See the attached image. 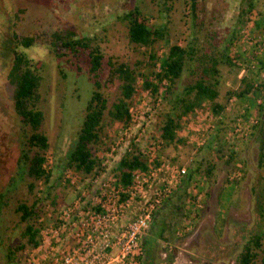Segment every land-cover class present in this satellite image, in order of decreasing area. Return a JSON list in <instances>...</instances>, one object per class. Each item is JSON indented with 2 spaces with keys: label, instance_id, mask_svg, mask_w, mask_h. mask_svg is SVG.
<instances>
[{
  "label": "rangeland",
  "instance_id": "obj_1",
  "mask_svg": "<svg viewBox=\"0 0 264 264\" xmlns=\"http://www.w3.org/2000/svg\"><path fill=\"white\" fill-rule=\"evenodd\" d=\"M246 1L196 0L194 11L190 10L188 0H168L167 10L163 9L162 0L5 2L8 13L0 17V38L8 35L10 28L17 35L43 37L55 30H69L74 36L83 34L93 37L92 42L99 46L103 56L97 78L107 105L118 95L119 80L115 76L106 79V59L124 61L135 69V92L129 99L130 119L123 123L110 119L104 113L100 139L92 145L100 167L92 174L98 177L110 172L115 174V161L130 144L142 150L151 138L157 136L156 125L163 113L171 109L175 95L180 94L187 80L198 75L200 64L197 62L202 63L201 59H206V54H220L222 59L228 56L229 61L219 62L218 72L214 75L218 80L216 100L223 102V115H216L209 102L204 100L200 107L180 120L178 127L184 126L181 132L190 134V139L179 136L182 141L163 142L160 147L161 154L166 158L176 163L187 162L191 175H197L203 183L204 199L198 231L184 250L180 246L181 241L175 239L172 232L186 211H182L183 204L178 207L172 205L162 223H157L161 232L152 234L150 227L146 231V236L153 238V256L144 264H158L159 249L164 239L169 240L172 246L166 264H237L236 255L243 242L255 232L264 246V194L260 191L264 169L256 163L259 132L264 126V91L257 87L242 99L233 96L224 99L225 91L237 88L242 76L252 81H264V76L260 75L264 65L259 61L264 59V0H251L252 8L242 13L241 8ZM131 5L141 10L147 24L163 22L167 26L166 39H159L151 45L158 58L163 56L170 42L191 46L196 55L184 64L170 91L164 92L160 88L156 97L140 86L142 77L139 73L148 72L150 67L146 56L149 47L128 43L126 23L119 17ZM20 48L37 66V105L43 111L41 127L48 142L44 154L51 160L49 194L40 203L44 222L49 216L57 214L60 207L83 188L88 177L74 171L77 183L69 182L63 173L68 167H63L59 161L73 143L85 100L92 88V78L87 73V58L83 53L57 57L41 43ZM5 69L0 61V190L7 188L5 204L0 208V264H22L28 246L15 249L12 260L5 258L7 247L24 241V237L20 236L23 222L18 220L14 205L18 200L29 203L34 196L41 195L43 183L36 180L33 190L28 191L25 187L27 178L17 166L18 123L12 109V84L5 77ZM242 112L244 119L253 116L256 122L246 135H230L236 118L240 116L243 119ZM197 139L203 142L195 145ZM111 146L114 149L108 154ZM105 158L106 165L101 166L100 160ZM56 161L59 165L52 166ZM206 164H212L209 174L203 172ZM187 185L188 180L179 186L182 192ZM226 188H229V195L221 202L222 191ZM257 252L251 264H260L261 251Z\"/></svg>",
  "mask_w": 264,
  "mask_h": 264
},
{
  "label": "trees",
  "instance_id": "obj_2",
  "mask_svg": "<svg viewBox=\"0 0 264 264\" xmlns=\"http://www.w3.org/2000/svg\"><path fill=\"white\" fill-rule=\"evenodd\" d=\"M167 1L162 0L164 10L169 9ZM1 2L0 17H5L8 13L6 0ZM188 2L190 10L194 11L196 0H188ZM244 5L241 8L242 13L249 12L252 8V1L247 0ZM119 17L126 23V39L128 43L149 47L146 56L150 67L148 72L139 73L142 77L140 86L148 90L153 97L157 96L160 88L164 92L170 91L171 85L182 72L187 60L196 57L193 54V48L191 46H182L178 42H170L163 56L158 58L155 55V51L151 49V45L159 39H166L167 26L165 23L147 24L141 10L136 5H131L127 10L121 12ZM92 41V36L83 34L74 36L73 32L69 30L64 32L55 30L47 36L41 37L34 34L17 35L11 28L8 35L0 38V61L3 66H6L5 77L7 81L12 84V109L18 123L17 166L27 178L25 187L28 191L33 190L36 180H40L43 183V187L40 190L41 195L34 196L29 203L24 200L15 202L14 210L18 212V220L23 222L20 236L24 237V241L23 243H17L13 247L6 248L5 258L8 261L12 260V254L15 249H22L24 246H35L38 243L39 230L45 221H38L37 218L41 215V199L49 194V177L52 170L50 166L44 167V151L48 147V142L47 136L41 127L44 118L43 111L37 105L39 99L37 66L33 64L31 58L20 47L25 48L41 43L48 52L53 53L57 57L64 54L76 55L77 53H83L87 58V73L92 78V88L85 100L83 114L75 131L73 143L64 158L58 161L62 163L63 167H70L75 172L78 171L89 176L100 168L99 159L93 154L92 145L96 144L100 139L101 120L104 113L112 120L126 123L130 119L129 99L134 94L136 85V72L133 67L124 61H114L107 58L108 76L106 79L109 80L112 76H115L119 80L118 95L110 105H107L106 99L99 89L101 82L97 78V71L102 64L103 56L99 46ZM205 56L206 59H201L202 63L197 62L200 64L198 75L185 82L180 94L175 95V98H173L174 103L171 105V109L163 113L160 122L156 125L157 136L162 143L183 140L176 136L175 129L180 125L182 117L200 107L204 100L209 102L210 108L216 115L223 113V102L216 100L218 80L214 75L218 72L217 65L219 62L229 61L226 58L228 56H225L224 59H222L220 54L217 56L206 54ZM259 61L264 65V59ZM239 81L237 88L225 91L224 99L231 96L242 99L257 87L263 88L264 91V81L260 79L252 81L242 76ZM240 114L242 118L245 117L243 112ZM259 133L256 163L264 169V126H262ZM58 161L53 163L52 166L55 164L59 165ZM146 161L144 153L137 146L130 144L117 157L114 164V172L119 180L128 182L131 169L135 167L144 168ZM211 168L212 164H206L203 172L209 174ZM190 175L191 173L188 169L186 176L176 187L186 182ZM6 190V187L0 190V208L5 204L4 195ZM260 191L264 194V176ZM156 210L149 226V231L153 234H159L162 230L159 224H155L154 216ZM48 218L50 219L52 216ZM154 227L157 228L155 229ZM259 238V234L256 232L247 237L236 255L237 264H251L258 255L257 251H261L259 262L264 264V246ZM151 239H153L151 236L143 239L141 264L147 262L151 255L153 256Z\"/></svg>",
  "mask_w": 264,
  "mask_h": 264
},
{
  "label": "built area",
  "instance_id": "obj_3",
  "mask_svg": "<svg viewBox=\"0 0 264 264\" xmlns=\"http://www.w3.org/2000/svg\"><path fill=\"white\" fill-rule=\"evenodd\" d=\"M260 75L263 77L264 71H260ZM255 122L253 116L246 119L238 116L229 134L246 135ZM183 127L175 129L176 136L190 139V134L181 132ZM202 142L197 139L195 145ZM161 145L158 136L148 141L141 150L146 156V165L131 169L128 182L119 180L111 172L101 177L89 175L83 188L42 224L38 243L26 249L22 264H141L142 243L154 211L188 171L187 162L176 163L163 156ZM113 149L111 146L108 154ZM44 157V167H48L51 160L45 154ZM106 161V158L101 159L100 165H106ZM63 173L69 182L77 183L76 173L71 168H65ZM185 193L187 209L172 232L184 250L197 233L203 206L200 177H188ZM42 219V215L37 218ZM171 247L169 240H162L158 264H166Z\"/></svg>",
  "mask_w": 264,
  "mask_h": 264
},
{
  "label": "crops",
  "instance_id": "obj_4",
  "mask_svg": "<svg viewBox=\"0 0 264 264\" xmlns=\"http://www.w3.org/2000/svg\"><path fill=\"white\" fill-rule=\"evenodd\" d=\"M179 186L175 188L173 193H171L165 199L163 204L156 210L155 216H154L155 221L157 220L156 224L157 223H162V221H163L162 218L165 216V214H166V212H168V210L170 211V209L173 208L172 205H175V206L178 207V205L183 204L182 211H185L187 209L186 196H185L186 193H185V191L182 192L181 191L182 189H180ZM228 186H229V184H228ZM228 189L229 188H226L225 189L226 191L225 190L222 191L223 193H222V196H221V202H223L227 198V196L229 195ZM197 227L199 228V224H198ZM198 228H197V231H198ZM146 235H147V233H146ZM146 235L144 237H147V238L150 237V236H146Z\"/></svg>",
  "mask_w": 264,
  "mask_h": 264
}]
</instances>
